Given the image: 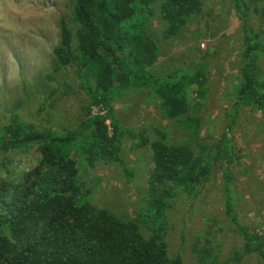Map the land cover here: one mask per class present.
<instances>
[{"label":"rangeland","instance_id":"rangeland-1","mask_svg":"<svg viewBox=\"0 0 264 264\" xmlns=\"http://www.w3.org/2000/svg\"><path fill=\"white\" fill-rule=\"evenodd\" d=\"M262 7L259 2L251 10ZM71 10L72 0H0V128L16 115L37 129L63 133L78 128L85 119L91 80L84 82L75 67H55L52 58L59 42V22L70 25ZM257 14L249 13L253 31L260 25ZM241 25L231 0H203L201 15L164 40L167 26L159 5L154 7L147 30L158 42L160 56L149 71L165 77L196 69L198 64L205 66L206 99L196 100L195 88L187 92L189 115L201 120L198 135H187L178 122L165 118L159 102L148 95L149 89L114 90L112 123L123 134L119 161L99 159L89 165L82 158L86 161L80 182L88 202L132 220L145 238L162 223L168 256L179 257L181 264H236L237 256V264H264L256 252L242 253L245 242L240 233L244 230L247 238L255 239L254 246L262 244L264 251V117L245 106L237 112L233 107L232 90L240 79L243 49ZM259 65L264 70L263 58ZM47 77L51 83H46ZM89 111L90 117L107 114L101 107L91 106ZM106 125L111 136V121ZM160 135L169 145H190L195 155L215 147H226L228 155L223 152L196 194L180 193L166 211V222L156 223L146 205L153 170L150 144ZM7 157L12 159L9 169L23 170L34 167L37 154L31 148ZM4 174L0 167V177ZM226 201L232 209L230 217Z\"/></svg>","mask_w":264,"mask_h":264},{"label":"trees","instance_id":"trees-1","mask_svg":"<svg viewBox=\"0 0 264 264\" xmlns=\"http://www.w3.org/2000/svg\"><path fill=\"white\" fill-rule=\"evenodd\" d=\"M231 2L242 21L243 48L233 107L237 112L245 106L264 117V70L259 65L264 59V0ZM259 2L262 9L251 10ZM157 5L167 26L164 40L178 35L203 11V0H72L70 25L60 20L52 58L55 67H75L84 82L91 80L87 88L91 102L78 128L63 133L37 129L16 115L0 128V167L5 173L0 177V264H181L179 257L168 256L162 223L145 238L132 220L91 205L80 182L86 160L89 165L99 159L119 161L123 134L112 123L114 90L149 89L165 118L178 122L187 135H198L201 120L189 115L187 92L195 88V99H206L205 66L165 77L149 71L160 56L159 44L147 30ZM253 11L260 17L257 31L248 25ZM91 106L106 109L107 114L90 117ZM31 148L37 154L32 169H9L12 159L7 155ZM224 148L201 149L195 155L190 145H169L164 135L150 144L153 170L146 211L152 222H166V211L180 193L196 194L223 152L228 155ZM226 210L230 217L229 201ZM141 216L139 212L137 217ZM240 233L245 242L242 253L256 252L264 260L262 244L254 246L255 239L247 238L244 230Z\"/></svg>","mask_w":264,"mask_h":264}]
</instances>
